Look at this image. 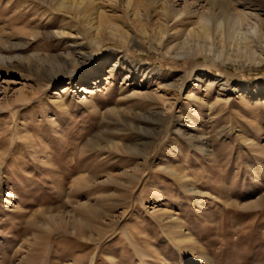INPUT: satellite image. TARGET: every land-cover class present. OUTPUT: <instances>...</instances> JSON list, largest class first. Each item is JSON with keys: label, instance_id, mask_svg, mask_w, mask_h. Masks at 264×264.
Masks as SVG:
<instances>
[{"label": "rangeland", "instance_id": "374dc122", "mask_svg": "<svg viewBox=\"0 0 264 264\" xmlns=\"http://www.w3.org/2000/svg\"><path fill=\"white\" fill-rule=\"evenodd\" d=\"M35 1L0 0V264H264V0H96L99 48Z\"/></svg>", "mask_w": 264, "mask_h": 264}, {"label": "bare ground", "instance_id": "6f19581e", "mask_svg": "<svg viewBox=\"0 0 264 264\" xmlns=\"http://www.w3.org/2000/svg\"><path fill=\"white\" fill-rule=\"evenodd\" d=\"M39 3L46 4L52 8L55 9V11H62L66 12L74 17V19L81 25L83 26L85 30V34L88 36V38L91 39L93 44L99 48L101 47L105 41L102 40L101 35L104 32V29L106 31L110 30L111 27H109V23L103 22V17H104V12L100 9L101 7L98 6V3L96 0H36ZM35 1V2H36ZM144 2H148V0H143ZM142 1L139 0L137 3L140 4L141 6H145L141 3ZM228 2V1H227ZM127 4V2H126ZM155 5V1L153 3ZM120 5V4H119ZM132 4H128V7ZM212 5L216 6L218 8L224 9L226 7V3L221 1V0H212ZM127 6V5H126ZM228 6V5H227ZM140 7V6H139ZM226 9V8H225ZM129 10V9H128ZM137 13V12H136ZM184 13V12H182ZM163 20L164 23L167 22L168 20H171L173 18V22L175 23L176 21H180V14L179 18L176 16L175 12H168V9L165 10V14H163ZM205 17V15H204ZM239 17V16H238ZM241 17V16H240ZM202 18V17H201ZM245 18V17H244ZM203 19V18H202ZM206 19V17H205ZM236 19V18H235ZM243 19V18H241ZM239 19V20H241ZM208 20V19H206ZM245 20V19H244ZM238 21V18H237ZM172 22V21H171ZM240 22V21H239ZM172 23V24H174ZM208 21H202L201 22V28L204 31V28L207 27ZM166 24V23H165ZM169 25V24H168ZM80 26V28H81ZM79 30V29H78ZM199 30V29H198ZM196 31V30H195ZM207 31V30H206ZM81 32V30L79 31ZM191 32V30H190ZM194 32V31H192ZM203 32H200V35ZM205 33V32H204ZM71 34V33H70ZM83 34V33H82ZM62 35V34H61ZM68 35V34H67ZM73 35V34H71ZM196 35V34H195ZM205 35V34H204ZM209 36V34H207ZM63 36V35H62ZM76 36V35H75ZM194 36V35H192ZM190 37V36H189ZM194 38V37H193ZM197 38V36L195 37ZM203 38V37H202ZM81 39V38H80ZM83 39V38H82ZM191 39V38H190ZM201 39V38H200ZM122 40V39H121ZM123 41V40H122ZM121 41V42H122ZM81 47V45L79 44ZM179 176V175H178ZM258 204H264V198L260 199ZM101 212V211H100ZM101 216V215H100ZM189 238V237H188ZM186 238L187 240H190ZM264 256V255H263Z\"/></svg>", "mask_w": 264, "mask_h": 264}]
</instances>
